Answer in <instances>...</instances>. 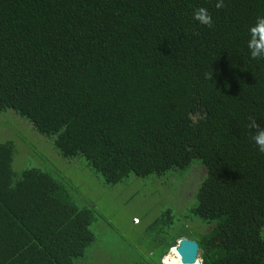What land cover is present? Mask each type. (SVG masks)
<instances>
[{"label":"trees","instance_id":"obj_1","mask_svg":"<svg viewBox=\"0 0 264 264\" xmlns=\"http://www.w3.org/2000/svg\"><path fill=\"white\" fill-rule=\"evenodd\" d=\"M215 3L0 0V122L19 136L0 139V264H126L96 258L104 216L67 176L16 169L24 146L106 188L202 167L186 209H163L133 264H164L182 239L202 264H264V153L248 128L250 116L264 126V60L247 49L264 0ZM198 7L212 28L194 20Z\"/></svg>","mask_w":264,"mask_h":264},{"label":"rangeland","instance_id":"obj_2","mask_svg":"<svg viewBox=\"0 0 264 264\" xmlns=\"http://www.w3.org/2000/svg\"><path fill=\"white\" fill-rule=\"evenodd\" d=\"M19 124L25 125L29 134L27 135L22 131L25 137L20 134L21 136L34 145L38 143L40 149L43 148L46 152L48 151L50 147L46 144L44 137H41L35 132L30 134L29 131L32 128L25 123H14L19 130ZM14 128L15 127H7L0 122V139L4 141H6V139H15V141H17L19 136H17ZM13 134L16 135L11 136ZM22 147L23 146H20V148ZM23 148V150H19L21 155L19 159L16 160V169H18V164L20 167L25 165L22 169L34 166L45 170L51 168L56 172L59 171L70 180L69 185H74L76 188L75 192L81 193V197H85L87 201L93 203L101 213V216H104V219L99 222V225L102 224L104 226V235L100 245L102 247L104 246L103 248L106 250L102 254L96 256V258L103 259L104 261L111 257L110 253L114 252L117 257L122 254L126 264H133L134 256H136L138 250L142 249L139 238L143 236V231L151 222L160 216L163 209L167 208L168 205H175L179 210L186 209L188 200L191 199L194 194V188L203 180L205 174V170L202 167H195L191 173L185 177L184 181L182 178H179L177 181L175 178H172L171 180H175L176 182L171 183L168 181V178L173 174H169V176L161 180L166 182L164 185L155 184V177L154 179H141L131 176L127 182L115 188H106L92 176L90 170L84 169L80 163L72 165V162L67 163V161H64L60 157L54 160L51 159V161L55 162L51 163L45 158L46 155L38 154L32 157L27 155L30 152L27 147L24 146ZM40 149L39 151H41ZM57 160H60V162H57ZM178 172L180 174L183 173L182 171ZM167 185H172L171 191L169 188L166 189ZM77 189L79 191H77ZM93 228H95V226ZM122 247L123 249H120ZM107 250L110 251V253Z\"/></svg>","mask_w":264,"mask_h":264},{"label":"clouds","instance_id":"obj_3","mask_svg":"<svg viewBox=\"0 0 264 264\" xmlns=\"http://www.w3.org/2000/svg\"><path fill=\"white\" fill-rule=\"evenodd\" d=\"M225 7L224 0H216L217 10ZM193 18L200 25L207 28L213 27V18L205 7H198L193 12ZM247 49L252 60H264V16H258L255 23L249 27ZM248 128L251 130V139L260 153H264V126L254 118L248 117ZM173 250V249H172ZM171 250V251H172Z\"/></svg>","mask_w":264,"mask_h":264},{"label":"water","instance_id":"obj_4","mask_svg":"<svg viewBox=\"0 0 264 264\" xmlns=\"http://www.w3.org/2000/svg\"><path fill=\"white\" fill-rule=\"evenodd\" d=\"M176 251L182 264H202L199 258V244L196 241L182 239L178 242Z\"/></svg>","mask_w":264,"mask_h":264},{"label":"bare ground","instance_id":"obj_5","mask_svg":"<svg viewBox=\"0 0 264 264\" xmlns=\"http://www.w3.org/2000/svg\"><path fill=\"white\" fill-rule=\"evenodd\" d=\"M164 264H182L181 258L178 255L176 248L165 258Z\"/></svg>","mask_w":264,"mask_h":264}]
</instances>
